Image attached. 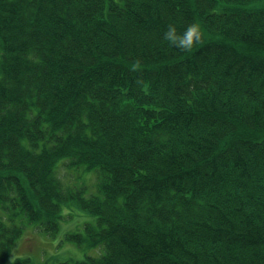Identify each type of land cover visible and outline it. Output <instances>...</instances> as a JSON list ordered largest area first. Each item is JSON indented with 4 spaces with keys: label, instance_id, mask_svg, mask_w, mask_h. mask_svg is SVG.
Instances as JSON below:
<instances>
[{
    "label": "trees",
    "instance_id": "trees-1",
    "mask_svg": "<svg viewBox=\"0 0 264 264\" xmlns=\"http://www.w3.org/2000/svg\"><path fill=\"white\" fill-rule=\"evenodd\" d=\"M255 1L0 0V264H55L10 257L69 203L97 216L64 237L95 248L75 264H264Z\"/></svg>",
    "mask_w": 264,
    "mask_h": 264
},
{
    "label": "rangeland",
    "instance_id": "rangeland-1",
    "mask_svg": "<svg viewBox=\"0 0 264 264\" xmlns=\"http://www.w3.org/2000/svg\"><path fill=\"white\" fill-rule=\"evenodd\" d=\"M251 6L264 7V0H256ZM58 173L65 184L79 185L86 183L91 171H85L83 167L75 168L72 171L62 165ZM64 219L60 221V228L56 236L47 234L35 228L34 224H27L22 234L16 240L11 254V261L19 257H30L42 262H64L75 264L87 255H93V247L80 246L72 241L64 239L69 232L82 230L86 222L94 223L97 216L85 211L74 203L64 204L62 207Z\"/></svg>",
    "mask_w": 264,
    "mask_h": 264
},
{
    "label": "clouds",
    "instance_id": "clouds-1",
    "mask_svg": "<svg viewBox=\"0 0 264 264\" xmlns=\"http://www.w3.org/2000/svg\"><path fill=\"white\" fill-rule=\"evenodd\" d=\"M163 39L167 41L171 47L181 51H191L194 45L201 42L202 30L198 23H191L180 33L177 31L176 26L170 23L164 32Z\"/></svg>",
    "mask_w": 264,
    "mask_h": 264
}]
</instances>
